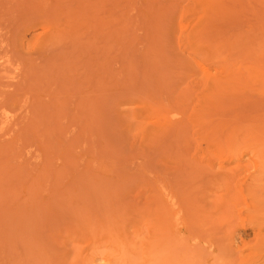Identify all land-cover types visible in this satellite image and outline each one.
I'll list each match as a JSON object with an SVG mask.
<instances>
[{
    "label": "rangeland",
    "instance_id": "374dc122",
    "mask_svg": "<svg viewBox=\"0 0 264 264\" xmlns=\"http://www.w3.org/2000/svg\"><path fill=\"white\" fill-rule=\"evenodd\" d=\"M263 235L264 0H0V264H264Z\"/></svg>",
    "mask_w": 264,
    "mask_h": 264
},
{
    "label": "bare ground",
    "instance_id": "6f19581e",
    "mask_svg": "<svg viewBox=\"0 0 264 264\" xmlns=\"http://www.w3.org/2000/svg\"><path fill=\"white\" fill-rule=\"evenodd\" d=\"M45 29H46V28L44 27V31H45ZM47 29H48V27H47ZM48 31H49V30H48ZM52 31H53V27H52ZM55 32H56V33H54V35H55V34L57 35V31H55ZM43 33H44V32H43ZM43 35H44V34H43ZM54 35H52V36H54ZM56 35H55V36H56ZM52 36H50V38H49L50 40H52V39L54 40V39L57 38V37H55V36H54V38H52ZM43 37H44V36H43ZM49 39H48V40H49ZM42 40L45 41V39H42ZM53 40H52V41H53ZM48 44H49V43H48ZM50 45H51V44H49V47H50ZM45 46H46V45H45ZM45 46H44V48H45ZM258 234H259V232H258ZM263 236H264V235H263ZM262 240H264V239H262Z\"/></svg>",
    "mask_w": 264,
    "mask_h": 264
}]
</instances>
